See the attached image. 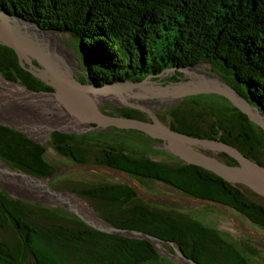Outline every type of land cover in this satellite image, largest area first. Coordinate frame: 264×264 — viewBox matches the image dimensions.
<instances>
[{"label": "trees", "instance_id": "16d2710c", "mask_svg": "<svg viewBox=\"0 0 264 264\" xmlns=\"http://www.w3.org/2000/svg\"><path fill=\"white\" fill-rule=\"evenodd\" d=\"M0 11L76 38L85 80L100 85L127 79L138 82L165 69L208 63L264 112V0H0ZM0 48L4 50L0 49V74L5 79L19 81L33 91L52 92L19 64L12 49ZM177 74L181 73L175 70L173 75ZM223 100L216 119L209 123L206 119L210 114L214 117L212 112L187 107L188 101L169 109L171 119L165 124L190 136L228 143L264 166V132ZM114 110L117 116L143 120L137 109ZM50 144L74 162H87L89 150L85 144L79 146L72 134L53 131ZM44 150L24 134L0 125V160L8 166L49 176L54 168L43 157ZM216 157L236 164L223 152ZM173 158V163H166L109 148L94 161L162 181L187 196L220 201L264 232V198ZM62 188L87 199L112 225L174 241L200 264H249L248 255L217 229L186 212L149 204L125 184ZM244 190L258 199L248 197ZM22 202L0 190V230L8 232L7 237L0 235V264H25L27 257L33 264H177L146 240L100 232L58 207L27 203L31 205H24L27 213L19 205ZM164 248L172 252L171 247ZM248 251L252 255L255 250L248 246Z\"/></svg>", "mask_w": 264, "mask_h": 264}, {"label": "water", "instance_id": "95a60500", "mask_svg": "<svg viewBox=\"0 0 264 264\" xmlns=\"http://www.w3.org/2000/svg\"><path fill=\"white\" fill-rule=\"evenodd\" d=\"M49 32L59 35L63 34L53 30L40 29L32 21L11 15L7 11H0V44L12 49L20 65L25 70L52 88V92L28 89L29 91L33 93H54L60 91L62 93L61 100H63L65 107L73 117L79 121L81 120L84 124H103L142 131L151 138L161 140V147L180 160L211 171L232 184L244 185L264 198V166L247 158L230 144L217 139L190 136L172 129L159 120L155 114L151 115L150 121H146L137 118L107 115L99 110V106L107 102L121 106V103H128V99L148 100L157 98L168 100L197 93H213L224 97L264 132V112L241 96L219 75L215 73L210 75L209 70L205 71L206 74L204 75L199 74L195 72L198 67V64H196L165 69L160 74L147 76L138 82L128 79L110 81L101 85L94 83L91 79L81 82L77 79L78 76L74 70L70 72L62 70L57 64L55 54L51 52L46 44H43L45 43L43 38L47 37ZM33 60L36 61V66L32 63ZM175 70L183 73L185 79L166 85L151 79L153 76L157 78L167 76L170 73H174ZM131 106L133 108H136V106L141 108L139 105ZM0 125L14 129L24 134L31 141L38 143L27 131L18 126L2 121H0ZM51 130L60 132L55 127L49 130L48 136ZM39 144L44 149L46 148V143ZM206 147L216 152L227 154L236 161V164H227L215 155L212 156L201 150ZM76 163L84 165V163ZM93 166L107 168L116 173L129 176L125 171L110 165L95 164ZM58 174L59 171H54L49 176H35L16 170L0 160V189H4L16 197L23 196L29 200H37L42 205L61 208L75 215L87 226L100 232L146 240L153 245L158 253L170 258L177 264H200L186 255L174 241L165 240L137 229L119 228L105 221L79 194L73 191L59 190L50 185L49 181ZM125 185L133 191H137L134 183L127 182ZM72 195L85 203L88 210H84L73 201L70 197ZM183 197L213 203L221 209L228 207L214 199L193 196ZM164 245L171 247L172 252L167 251Z\"/></svg>", "mask_w": 264, "mask_h": 264}, {"label": "rangeland", "instance_id": "374dc122", "mask_svg": "<svg viewBox=\"0 0 264 264\" xmlns=\"http://www.w3.org/2000/svg\"><path fill=\"white\" fill-rule=\"evenodd\" d=\"M47 35L57 40V42H54L53 45L58 47L60 42L61 46H63L65 50L62 49L61 46H59L63 50H61L59 53L62 54L65 58L66 56L69 57V63L72 64L71 70H74L77 76L80 74H84L83 68L80 63L81 58L77 54L78 42L76 38L71 37L70 35H59L51 32L47 33ZM1 46L4 45L0 44V47ZM0 49L3 50L2 48ZM1 53L2 51H0V54ZM32 63L36 66L35 60H33ZM24 65L27 66L26 64ZM207 70H209L210 75H213L214 69L210 64L200 63L198 64L195 72L204 75L206 74L205 71ZM175 78H177L178 81L184 80L185 75L183 73L177 75H173V73H170L167 76L158 78L157 81L162 85H166L168 83L176 82L173 81L175 80ZM16 82L20 83L19 81ZM223 98L224 97L213 93H197L195 95H185L182 98L177 97L170 100L150 98L148 100L150 103H152L153 106L145 107L139 104L141 108L136 106V99H128V103H121V106H117L109 102L103 103L99 106V110L107 115L115 113L116 116L118 114V111L114 110V108H133L131 105H134L136 106V108L133 109H137L138 111H140L143 114L142 117L151 118V115L155 114L159 120L165 123L171 119L169 109L172 110L181 102L190 101L187 107H194V109L198 111L200 109H204L203 112H207V114L209 112H212L213 116L214 114L217 115L219 114L218 111L220 109V106H222L224 103ZM145 108H149V110ZM18 110L15 111L17 112ZM19 112L22 111L19 110L17 113ZM49 114L51 115L52 113ZM70 115L72 116L71 113ZM210 115L206 119L208 123L212 121L213 118L216 119L215 116L211 117ZM67 122L68 121L63 122L62 125L66 124ZM62 125L56 128L59 129L60 132L63 131L67 134L74 135L76 137L77 144H79V146L85 144L84 147H87V149L89 150V152L85 154L87 157V162H85L84 165H78L76 162H74L70 158L63 156L53 148V146L50 144V134L51 132H53V130L50 131L48 137H38L34 134V131L33 134L31 133V131L28 132L31 137H33L38 143H46L47 145L43 152V157L54 168V171H59V174L49 181V184L54 188L59 190H66L62 187H77L79 185L82 186L84 183L90 184L109 182L125 184L127 182H132L136 185L141 197H144L147 192L150 195L156 194L153 195L156 197L153 198V200H150L152 204L158 207L172 208L177 211L188 213L190 217L217 229L224 238L230 240L239 248H241L243 253L248 255L249 264H264V232L255 225H252L246 218L241 216L233 209L229 207H224V209H221L213 203H209L199 199H190L183 197L187 195L181 193L170 185H166L154 179L136 177L131 174H129V176H126V174L116 173L107 168L93 166L95 164H99L94 161V158L99 159L101 151H107L109 148L119 149L125 152L127 151V153L135 154L136 156H145L152 160L173 163L174 156L166 152L161 147V140L152 138L155 140L152 142L147 140L148 137H151L142 131L135 129L117 128L114 126H107L103 124L85 123V127H80L77 129L65 128L62 127ZM35 131L38 132L37 130ZM82 141L85 143L82 144ZM201 150L212 156H216L217 153H220L209 149L208 147H206L205 149L202 148ZM69 165H72L73 167ZM234 185L241 184L235 183ZM0 190L5 191L4 189ZM5 192L11 198L23 201L22 204L19 205L23 207V209L27 213L30 212L29 210H27V207L24 206L27 203H37L42 205L37 200H29L23 196L16 197L9 194L7 191ZM244 192L248 197L252 199H258L251 192L246 190H244ZM165 197H167V199L172 198L171 202L166 201ZM85 200L91 206V203L87 199ZM27 205L31 206L29 204ZM42 206L53 207L48 205ZM6 233L8 234V232L0 230V235L7 237ZM248 246L255 250L254 254L249 255L250 253L248 251ZM25 264H33L30 257L26 258Z\"/></svg>", "mask_w": 264, "mask_h": 264}, {"label": "bare ground", "instance_id": "6f19581e", "mask_svg": "<svg viewBox=\"0 0 264 264\" xmlns=\"http://www.w3.org/2000/svg\"><path fill=\"white\" fill-rule=\"evenodd\" d=\"M43 39H45L43 44H46L51 52L55 54L59 67L65 72H70L72 64L69 63V57L66 56V59L59 53L64 49L60 42L59 46L62 49L53 45L54 42H57L55 38L47 35ZM61 95L60 91L33 93L21 83L10 82L0 75V121L18 126L27 132L31 131L32 134L34 131V134L38 137H48L50 129L61 126L65 121H68L67 125L64 124L62 127L74 129L85 127L84 122L70 115L69 110L61 100ZM136 104L147 107L151 106L152 103L149 100L140 99L137 100ZM18 109L22 112L17 113ZM69 166L73 167L72 165ZM70 197L84 210H88L85 203L79 198L73 195Z\"/></svg>", "mask_w": 264, "mask_h": 264}, {"label": "flooded vegetation", "instance_id": "af4514ba", "mask_svg": "<svg viewBox=\"0 0 264 264\" xmlns=\"http://www.w3.org/2000/svg\"><path fill=\"white\" fill-rule=\"evenodd\" d=\"M80 76H83V77H80ZM78 78L79 79H81V80H85V74L83 75H78ZM84 78V79H83ZM86 79H87V77H86ZM151 106H153L152 104H150ZM145 109H148L149 110V108H145ZM110 115H114L115 116V113L114 114H110ZM117 116V115H116ZM143 120H146V121H150L151 120V118H147V117H143ZM147 140H149V141H155L154 139H152V138H149L148 137V139ZM175 157V156H174ZM127 173V172H126ZM149 179H152V178H149ZM156 181H159V180H156ZM160 182H162V181H160ZM162 183H164V182H162ZM164 184H166V183H164ZM166 185H168V184H166ZM134 193H135V195L136 196H138L139 198H141V199H143L144 201H146L147 203H149V204H152V202H150V200H153V198H155L156 196H153V195H156V194H153V195H150L148 192H147V194H145V196L144 197H141L140 196V192H138V190L137 191H134ZM171 199L172 198H168L167 199V197H165V200L166 201H168V202H171ZM152 205H154V204H152Z\"/></svg>", "mask_w": 264, "mask_h": 264}]
</instances>
